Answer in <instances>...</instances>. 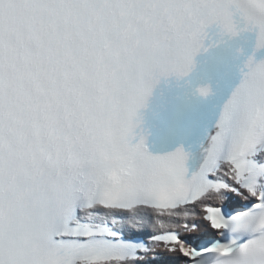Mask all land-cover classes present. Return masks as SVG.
Masks as SVG:
<instances>
[{
  "label": "snow or ice",
  "instance_id": "obj_1",
  "mask_svg": "<svg viewBox=\"0 0 264 264\" xmlns=\"http://www.w3.org/2000/svg\"><path fill=\"white\" fill-rule=\"evenodd\" d=\"M0 264H264V0H0Z\"/></svg>",
  "mask_w": 264,
  "mask_h": 264
}]
</instances>
